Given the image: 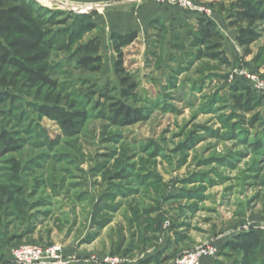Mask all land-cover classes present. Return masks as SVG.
Returning <instances> with one entry per match:
<instances>
[{
	"label": "rangeland",
	"instance_id": "1",
	"mask_svg": "<svg viewBox=\"0 0 264 264\" xmlns=\"http://www.w3.org/2000/svg\"><path fill=\"white\" fill-rule=\"evenodd\" d=\"M233 2L199 3L227 20ZM65 11L72 18L56 29L49 63L58 88H32L24 80L0 87L9 97L0 101V135L11 133L18 145L0 153V262L18 245L58 244L65 259L173 264L220 237L218 255L206 264H248L227 244L249 230L264 234V86L237 79L236 71L264 81V24L251 56L237 51V31L228 28L225 66L195 59L188 36L195 24L187 13L154 18L123 50L126 73L137 84L125 99L112 39L75 21L94 12ZM96 37L101 63L81 67L79 50ZM236 81L257 95L253 114L235 108ZM115 101L140 118L116 123L109 107ZM53 105L85 117L66 133L39 111ZM249 264H264V240Z\"/></svg>",
	"mask_w": 264,
	"mask_h": 264
},
{
	"label": "trees",
	"instance_id": "2",
	"mask_svg": "<svg viewBox=\"0 0 264 264\" xmlns=\"http://www.w3.org/2000/svg\"><path fill=\"white\" fill-rule=\"evenodd\" d=\"M232 6L234 10L227 15L228 26L237 31L236 44L244 56H251V46L259 39L258 25L264 24V0H234ZM71 18L66 11L48 9L35 0H0V87L15 88L19 81L24 80L32 88L40 86L57 89L58 85L50 74L49 63L57 45L59 33L56 29L65 26ZM75 19L86 21V24H80L84 25L85 29L93 31L98 27L92 13H84ZM198 22V29L188 32L191 47L197 52L195 59H207L229 66L231 61L224 50L226 37L217 22L204 17H200ZM137 36V32L125 35L112 32L110 35L118 54L115 69L122 85V98L125 99L133 96L137 84L131 81V77L126 73L123 50L132 44ZM100 47L101 41L97 37L81 46L79 54L84 56L81 57L79 65L87 67L100 64ZM231 90L235 108L244 114H253L259 106V99L254 91L238 81L232 85ZM8 99L7 95H0V101L6 102ZM109 107L112 113L110 118L116 123L122 124L127 120L133 122L140 118L138 113L123 101L112 102ZM39 111L56 120L66 133L75 131L76 120L85 117L84 113H71L64 107L54 105L41 106ZM256 122L254 117L248 124L255 127ZM17 147L12 134L3 131L0 135V153L14 151ZM262 244V234L257 230H249L236 235L227 246L233 251L241 250L249 264Z\"/></svg>",
	"mask_w": 264,
	"mask_h": 264
},
{
	"label": "crops",
	"instance_id": "3",
	"mask_svg": "<svg viewBox=\"0 0 264 264\" xmlns=\"http://www.w3.org/2000/svg\"><path fill=\"white\" fill-rule=\"evenodd\" d=\"M42 6L48 9H56V10H89L94 12V21L97 23L98 27L95 30H98L100 34V38L102 36H110L112 32H117L120 34L125 35L126 33L131 32H139L141 29L145 28V25L148 24L154 18H161L165 21L169 20V18H182L185 15L193 24V30L198 29V19L200 18L199 15L194 13H190L180 8L169 6L170 9H166L169 7H163L158 5L155 1L146 2L142 4L135 3L134 0H112L113 5H107V9L105 3L109 0H35ZM195 2L206 3L208 0H193ZM108 3V2H107ZM174 8V9H172ZM184 12V14H183ZM179 14V15H178ZM212 20L217 22L219 29L222 31L223 35L225 36L227 33L228 22L222 19L221 16L213 13L210 17ZM178 19V20H179ZM182 21V20H180ZM237 33H235V38ZM225 44V43H224ZM226 47V46H225ZM237 51H240L238 47ZM226 52L229 53L227 47L224 48ZM264 237V234H263ZM262 237V242L264 238ZM220 238V237H219ZM219 238L210 240L208 242L214 243V245H218ZM227 240V239H225ZM225 242V241H224ZM218 247V246H217ZM104 257V256H102ZM92 257L87 256L83 257L82 255H67L65 262L66 264H98L91 260ZM208 259H205L203 264L208 262ZM0 264H15L12 261V258L6 260L5 262H0Z\"/></svg>",
	"mask_w": 264,
	"mask_h": 264
},
{
	"label": "built area",
	"instance_id": "4",
	"mask_svg": "<svg viewBox=\"0 0 264 264\" xmlns=\"http://www.w3.org/2000/svg\"><path fill=\"white\" fill-rule=\"evenodd\" d=\"M135 2L146 0H134ZM163 7L175 6L181 10L194 13L199 17L210 18L213 10L201 3L193 0H152ZM107 6V4H106ZM75 11V10H73ZM86 11V10H85ZM236 78H243L251 83L252 87L260 88L264 86V81L256 78L252 73L236 71ZM219 253L218 247L214 243L206 242L204 245L196 247L189 252L178 256L173 264H203L205 259L213 258ZM92 261L98 264H121L118 257L104 256L101 259L92 257ZM12 261L15 264H66L64 250L60 245H39L27 244L13 247Z\"/></svg>",
	"mask_w": 264,
	"mask_h": 264
}]
</instances>
